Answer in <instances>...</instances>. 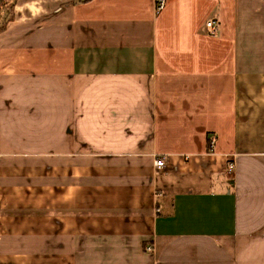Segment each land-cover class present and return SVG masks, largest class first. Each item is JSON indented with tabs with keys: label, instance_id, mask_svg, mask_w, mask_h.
<instances>
[{
	"label": "crops",
	"instance_id": "obj_1",
	"mask_svg": "<svg viewBox=\"0 0 264 264\" xmlns=\"http://www.w3.org/2000/svg\"><path fill=\"white\" fill-rule=\"evenodd\" d=\"M165 1L13 0L0 264H264V0Z\"/></svg>",
	"mask_w": 264,
	"mask_h": 264
},
{
	"label": "built area",
	"instance_id": "obj_2",
	"mask_svg": "<svg viewBox=\"0 0 264 264\" xmlns=\"http://www.w3.org/2000/svg\"><path fill=\"white\" fill-rule=\"evenodd\" d=\"M165 2H166L165 0H154L155 11L159 12V11L163 10V8L165 7ZM205 27H206L209 34H215L217 31L218 25H217V22L215 20L210 19L205 23ZM165 160H166V158L163 155L155 158L154 167L156 168V170L160 171L165 167ZM146 251H151V247L147 246Z\"/></svg>",
	"mask_w": 264,
	"mask_h": 264
},
{
	"label": "rangeland",
	"instance_id": "obj_3",
	"mask_svg": "<svg viewBox=\"0 0 264 264\" xmlns=\"http://www.w3.org/2000/svg\"><path fill=\"white\" fill-rule=\"evenodd\" d=\"M13 0H0V29L9 19Z\"/></svg>",
	"mask_w": 264,
	"mask_h": 264
},
{
	"label": "trees",
	"instance_id": "obj_4",
	"mask_svg": "<svg viewBox=\"0 0 264 264\" xmlns=\"http://www.w3.org/2000/svg\"><path fill=\"white\" fill-rule=\"evenodd\" d=\"M79 1H83V2H85V1H87V0H79Z\"/></svg>",
	"mask_w": 264,
	"mask_h": 264
}]
</instances>
